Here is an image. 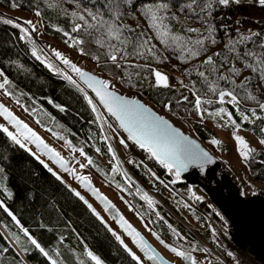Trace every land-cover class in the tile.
I'll return each mask as SVG.
<instances>
[{"label":"trees","instance_id":"trees-1","mask_svg":"<svg viewBox=\"0 0 264 264\" xmlns=\"http://www.w3.org/2000/svg\"><path fill=\"white\" fill-rule=\"evenodd\" d=\"M160 3L168 5L164 24L198 55H189L179 44L173 45L170 37L162 38L151 27L143 9ZM190 3L192 0H115V3L112 0H0V8L37 13L45 36L84 55L92 62L88 69L101 73L110 83L138 93L158 109L167 107V115L186 118L189 132L206 147L219 149L227 157L232 156L231 139L236 142V137L248 139L252 149L246 159L249 174L253 181L264 184V108L261 107L264 79L260 71L264 64L258 62L264 61V47H261L264 45V6L257 0L240 3L230 0L227 5L220 4L219 0H196L188 8ZM206 5L210 7L205 8ZM101 17L121 28L120 40L106 34V27L99 23ZM77 26L79 30H75ZM188 28L199 31L188 32ZM145 39L148 44L140 48ZM165 39L169 40L168 44L164 43ZM197 39L204 40L203 46L191 43ZM133 45L142 56L133 51ZM148 47H153L154 55L147 51ZM124 49L129 54L120 58ZM113 53L118 56V63L110 59ZM209 56L213 59L211 65L204 63ZM233 66L237 72L230 71ZM0 68L8 79L5 91L13 101L36 118L42 116L47 123L53 120L62 124L65 130L60 136L71 147L82 149L100 176L126 185L112 163L100 122L103 114L93 111L88 95L51 64L24 29L1 18ZM157 68L175 76L180 84L168 83L167 87L159 84L155 77ZM200 72L205 76L201 77ZM224 76L226 80L221 79ZM221 91L232 92L236 101L226 95L222 102ZM197 96L202 101L199 110L195 103ZM126 164L166 204L165 207L155 203L154 210L129 188L161 237L175 245L181 237L192 241L203 238L223 255L227 253L215 240V230L205 215L165 187L131 156L126 158ZM0 166L8 188L6 193L0 190V264H51L31 244L23 231L25 228L57 264H82L80 258L85 260L84 264H95L87 251L99 257L102 264H139L79 196L2 129ZM154 166L165 178L178 179L173 172L172 176L167 174L159 164ZM174 186L188 193L185 182L178 181ZM202 207L217 223L225 224L210 206L203 204Z\"/></svg>","mask_w":264,"mask_h":264},{"label":"rangeland","instance_id":"rangeland-1","mask_svg":"<svg viewBox=\"0 0 264 264\" xmlns=\"http://www.w3.org/2000/svg\"><path fill=\"white\" fill-rule=\"evenodd\" d=\"M247 1L249 0H240V2ZM0 18L5 21L10 19L13 21L12 24L16 26L19 25L20 28L26 30L25 32L31 37L35 46L42 51L51 64L66 77V70L69 72L71 71L68 70L67 64L56 55L57 52L78 67L89 68L91 66L92 62L84 57V55L82 56L68 49L54 38L45 36L41 32V22L37 13L24 11L18 8L6 10L0 8ZM29 21L31 23H28ZM157 71L168 77L167 83L172 85L180 84V81L166 70L157 68L155 72ZM71 73L74 74L73 72ZM5 81H8V79L0 68V84H3V87H0V105L6 108L19 121H22L23 124L27 125L28 129H31V132L35 133L43 143L39 144L36 142L31 137V133L26 130L18 129L15 124L6 117L2 109H0V126H2L0 129L3 130V128L6 127L8 131L16 135L29 153L38 159L48 170L51 169L50 172L65 183L75 194L78 192L80 194L79 197H83L82 200L84 202L87 201V206L89 207V205H91V208H89L91 210L95 209L94 214L96 215L98 213L99 215L96 216L106 224L111 232L115 233L116 237L119 236L121 240H123V247L127 245L136 256L140 257V260L137 261L139 264L158 263L156 260H149L148 255L151 253L141 250L133 241V238L127 234L125 229L121 226V217H123L133 229L145 235L167 259L176 264H192L193 260L195 264H247L245 260L241 259L236 252L229 248L225 239H223L224 237H226V240L236 245L235 248L237 251L240 254H246L254 264H264V184L255 182L251 178L246 165V158L242 154L244 149L239 141L236 142L234 139H231L233 142V151L231 153L232 156H227L228 158L225 157L219 149L212 150L211 147L207 146V148L213 151L223 162L224 170L229 175V180L224 179V181H222L220 189H218L216 196H214L216 205L202 188L190 186L189 183H186L188 193H185L174 186V183L178 182V179H167L157 173V171L146 166L139 160L140 158L137 157L136 154L134 155V153L129 150L126 141L119 135L114 124L103 115L104 118L103 120L101 119L100 122L103 127L104 138L111 150L112 163L115 171L122 176L126 183V185H124L118 180L104 179L100 176V172L92 162L89 163L91 159L82 149L73 148L68 145L60 136L65 130L62 124L56 123L53 120L47 123L42 116L36 118L20 104L13 101L5 91ZM113 85L123 93L139 95L124 87ZM146 101L149 102L148 100ZM149 103L156 108L154 104L151 102ZM92 104L96 106L97 112L103 114L94 102H92ZM156 109L170 119L177 115H167L165 114L167 110ZM178 126L189 132L187 121H182ZM243 140L247 144V147L250 148L251 144L249 140L246 138ZM44 145H47V147H44ZM49 149L52 151L50 152ZM56 153L59 154V157L55 155ZM129 156L134 158L136 162L144 165L165 187L172 192L175 191V194L178 193L180 196L177 195L192 208L198 211L201 210L207 214L202 207L203 204H206L219 214L222 220L225 221V224L217 223L214 218L215 223H213L212 218L209 219L202 213L207 217L212 228L215 230V240L227 250V253L224 252L223 255L221 251H218L213 246V243L203 238H199L198 241H192L181 237L178 245H175L161 237L154 230L149 218L135 201L129 188L147 206L154 210L155 203L165 207L166 204L155 189L147 186L129 170L126 164V158ZM142 156L146 158V155L142 154ZM57 159H62L65 162V167L71 171H65V169L57 163ZM81 177L87 178L90 187L85 186V182L80 179ZM92 189L98 190L99 196L106 197L107 201L114 207H106L105 201L101 200ZM0 190L5 193L8 192L5 183V174L1 166ZM150 191L153 192V194H151ZM145 193L151 197V204L148 200L144 199ZM196 197L201 198V202H198L200 205L195 202L197 201L195 200ZM197 206L201 209L197 208ZM167 209L171 211L169 207ZM171 212L185 224L183 219L173 211ZM226 224H229L230 227H227ZM161 241H163V243ZM173 248L177 251L184 252L185 256H178L176 252L172 251ZM88 252L91 251H87V253ZM88 257L91 259L90 256ZM79 261L82 264L85 263V260L82 258H80Z\"/></svg>","mask_w":264,"mask_h":264},{"label":"snow or ice","instance_id":"snow-or-ice-1","mask_svg":"<svg viewBox=\"0 0 264 264\" xmlns=\"http://www.w3.org/2000/svg\"><path fill=\"white\" fill-rule=\"evenodd\" d=\"M113 3H115V0H112ZM196 0H192V3L188 4L187 7L191 8L192 4H194ZM230 0H219L220 4L227 5L229 4ZM235 3H240V0H233ZM257 2L264 6V0H257ZM210 7V5H206L205 8ZM183 10V7L181 8ZM205 9H202L204 11ZM168 12V5L166 3H160L156 6L146 5L143 9V14L148 18L149 21H151V27L159 33V35L163 37H170L171 43L173 45L179 44L182 50H187V53L191 56L198 55V52L193 51L191 48H187L186 44L182 41V38L179 36L173 35L168 26L164 24V21L168 18L165 13ZM89 15H92V18L94 20L97 19V16L89 13ZM79 19L84 20V16H80ZM117 19H119V16H117ZM175 19V17H173ZM6 23L12 24V20H6ZM28 23H31L30 21ZM100 25L102 27H106V34L109 37H114L116 40H120V32L121 28L119 26H115L113 24L108 23L107 21H104L103 18H100L99 21ZM19 27V25H17ZM75 30H79V26ZM129 31H134V29L129 28ZM26 31V30H25ZM188 32H198L199 29L195 28H188L186 29ZM67 35V33H65ZM254 35H259L258 33H255ZM211 38V36H209ZM250 37H243V39H249ZM139 39V37H137ZM82 43V41H79ZM126 41H121V43H125ZM213 43H215V40H212ZM97 43H100V41H97ZM165 44L169 43L168 39L164 40ZM194 45H200L203 46L204 40L203 39H197L194 42H191ZM148 44V41L145 39L140 44V48H144ZM103 46V45H101ZM114 47V46H113ZM261 47H264V45H261ZM133 51L136 52L137 55L142 56L143 53L137 51L136 46L133 45ZM147 51L149 53H153L154 50L153 47H148ZM127 49H124L121 57L123 58L124 55H128ZM58 57H60L65 64H71V62L67 59H65L59 52L56 53ZM216 55H220L217 53ZM250 55H255L250 53ZM39 58V57H38ZM110 59L114 63H118V56L113 53L110 55ZM259 63L264 64V61H258ZM204 63L211 65L213 63V59L211 56H209ZM248 67H252L251 64L247 65ZM49 67H52L49 65ZM73 70L77 72L81 77H86V83L88 84V87L95 88L96 95L99 97L100 101L107 107L108 111L111 112L113 115L117 117V119L120 120L121 124L128 128L129 132L133 133L135 137H138L140 146L142 148H147L148 151L151 153V156L154 157L156 160L159 161L160 164H162L165 168H167L169 171H171L173 168L176 169V176L179 177L180 171L184 168H187L189 165L193 164H199L200 166L203 165V162H205L206 158H208L207 153L198 152L196 148L193 146V142L190 141L186 136H184L183 133H181L178 129L172 128L167 121H165L162 117L155 116L150 109L145 108L143 105L140 104L137 100H131L123 96L116 95L113 92H110L108 90V84L106 81L99 80L95 76H91L90 74L83 72L81 69L75 67L72 65ZM255 70V69H254ZM230 71L237 72L238 70L235 69V66H233ZM262 74V79H264V67L260 69ZM199 75L201 77L205 76L204 72H200ZM156 81L159 84L164 85L165 87L168 86V77L161 72L157 71L155 72ZM68 79H71V77H68ZM221 79H227L226 76L221 77ZM7 83V81H5ZM0 87H3V84H0ZM231 97L232 101H236V97L232 92H224L221 91L219 93V98L223 102L225 96ZM186 99V98H185ZM89 104H92V100L89 99ZM196 108L197 110L200 109L201 106V98L197 96L196 98ZM262 108H264V105H261ZM93 111H96V106L92 104ZM0 109L3 110V113L6 115V117L13 123L18 129L26 130L27 132L31 133V137L38 142L39 144H42L43 142L40 140L38 136H36L35 133L31 132V129H28V126L23 124L22 121H19L16 117H14L6 108H3L2 105H0ZM2 127V126H0ZM3 131L7 133V135L16 143L20 144L21 147L24 145L21 144V141L17 138L16 135H14L12 132L8 131V129L5 127L3 128ZM28 138V137H26ZM236 139L240 142V144L243 147L242 154L245 156V158H248V154L252 151V149L247 147V144L241 137H236ZM213 143H219V141H213ZM264 143V141H262ZM44 147H47V145H44ZM51 152L52 150L49 149ZM57 157H59V154H55ZM57 163L60 164L61 167L65 169V171H71L67 167H65V162L62 159H57ZM89 163L91 161L89 160ZM51 171V169H49ZM82 181L85 182L86 187H90V184L87 182V178L81 177ZM98 196V190L92 189ZM77 196L80 194L77 192ZM83 199V197H80ZM99 198L106 203V207H114L110 204V202L107 201L106 197L99 196ZM144 199L148 200V202L151 204L152 200L151 197H149L146 193L144 195ZM87 203V201H85ZM0 206H2V202H0ZM91 208V205H89ZM7 211V209L5 208ZM93 212H95V209H92ZM9 215H12L9 212ZM96 215H99L98 213ZM13 219L15 220V216H13ZM121 220V226L125 229L127 234L133 238V241L141 248V250L151 253L148 255L149 260H157V256L154 252H152V249L150 246L146 243V241L143 239V237L140 235L139 232H137L135 229L131 227L123 219V217L120 218ZM19 224V221H16ZM26 236H28L30 242L32 245H34L41 253L44 254V256L48 257L51 261V264H57V261L55 259H52L51 256H49V253L45 251L43 247L37 242L36 239L32 238L28 234V230L25 228L23 229ZM115 235V233H113ZM117 240H120V243L123 244V240L119 236L116 237ZM163 243V241H161ZM124 247L127 249V251L130 253L132 258L136 261L140 260V257L136 256L135 253L131 251L127 247V245H124ZM173 252H176L178 256L184 257L185 253L182 251H177L175 248L172 249ZM88 256L91 257L92 261H95V264H102V261L99 259V257L93 255L91 252L87 253ZM192 264H195V261L193 260Z\"/></svg>","mask_w":264,"mask_h":264},{"label":"water","instance_id":"water-1","mask_svg":"<svg viewBox=\"0 0 264 264\" xmlns=\"http://www.w3.org/2000/svg\"><path fill=\"white\" fill-rule=\"evenodd\" d=\"M67 65H68L70 71H72V72H75L73 70V67H72V65H74L75 67L81 69L83 72H86V73L90 74L91 76H95L99 80L106 81L108 84V90L110 92H113L116 95L123 96V97H126V98L131 99V100L139 101L140 104L143 105L145 108L150 109L151 112L155 116L162 117L165 121H167V123L172 128L178 129L181 133H183L184 136H186L190 141L193 142V146L196 148V150L198 152L207 153V156L210 159L206 158V160H205V162H203L202 166H200L199 164L189 165L187 168H184L180 171V175L177 178H178V181H180V182H185V183H188L189 181L197 182L196 183L197 187L202 188L209 195L212 202L214 204H216L214 196H216L218 189H220V184L222 183V181H224V179L229 180V175L224 170L223 162L211 150H209L197 136H195V135L185 131L183 128L177 126L169 117L161 114L153 105H151L149 102H147L142 96L123 93L118 88H116L112 83H110L101 73L94 72V71H92L86 67H78L74 63L67 64ZM75 73H76V77H77L78 82L84 88H86L88 91H90L91 94L96 98L97 102L99 103V105L101 106L103 111L106 113V115L109 116L116 123V125L119 128L122 135L125 136L129 140V142L132 145H134L141 154L146 155V158L149 159V161L152 163L153 166L155 163L159 164L161 167H163L166 170L167 174H170V176H172L171 175L172 172L176 175V169L175 168H173L171 171H169L162 164H160L158 160H156L154 157L151 156V153L148 151L147 148H142L140 146L138 137H135L133 135V133L129 132L128 128L125 127L124 125H122L120 120L117 119V117L115 115H113L111 112H109L107 107L100 101L99 97L96 95L95 88L88 87V84L86 83L87 78L81 77L77 72H75ZM73 84L75 86H77L79 89L83 90L88 95L86 90L79 87L75 83H73ZM88 97H89V95H88ZM165 110H168V108L166 107ZM21 144H22V142H21ZM18 145H20V144H18ZM199 211L201 213H204L201 210H199ZM204 214L210 219V217L206 213H204ZM137 232L140 233V235L143 237V239L146 241V243L150 246V248L152 249V252H154L156 254V256L158 258L156 260V262L158 264H176L175 262H172L169 259H167L162 254V252L153 243H151L148 240V238L145 235H143L138 230H137Z\"/></svg>","mask_w":264,"mask_h":264},{"label":"bare ground","instance_id":"bare-ground-1","mask_svg":"<svg viewBox=\"0 0 264 264\" xmlns=\"http://www.w3.org/2000/svg\"><path fill=\"white\" fill-rule=\"evenodd\" d=\"M39 42H40V41H39ZM67 66H68V65H67ZM68 70H70L69 67H68ZM71 72H72V71H71ZM71 72H69V71L66 70V75H67V77H71L70 80H71L73 83H75L76 85H78L79 87H81V88H83L84 90L87 91V93H88V95H89V98L92 100V102H94V103L98 106V108L100 109V111L103 113V115H104L105 117H107V118H108V119L114 124V126H115V128L117 129V132L119 133V135H120V136L126 141V144H127L128 148H129V150H130L132 153H134V155L136 154L137 157L140 158V159H139V158H138V159H139L140 161H142L146 166H148L150 169H153L154 171H156L155 167L152 165V163L149 161V159L144 158V157L142 156V154H140V152L137 150V148H136L134 145H132V144L129 142V140H128L125 136L122 135V133L120 132V130H119V128L117 127L116 123H115V122H114L109 116L106 115V113L103 111V109L101 108V106H100L99 103L97 102L96 98L91 94V92L88 91L86 88H84V87L78 82L77 77H76V73L73 72L74 74H72ZM188 183L190 184V186L197 187V185H196L197 182H195V181H189ZM194 189H196V190H200V189H198V188H194ZM150 192H151V191H150ZM151 194H153V192H151ZM195 200H197V201H195V202H196L197 204L200 205V203H198V202H201V198H200V197H196ZM197 208L201 209L199 206H197ZM207 214H208V213H207ZM208 216H209L210 218H212L211 215L208 214ZM212 220H213V218H212ZM213 223H215L214 220H213ZM223 239H225V242H226V244L229 246V248H231L234 252H236V253L240 256L241 259H243V260H245V261L247 262V264H254V263L251 261V259L247 257L246 254H242V253L240 254V253L237 251V249L235 248L236 245H234L232 242L226 240V237H224Z\"/></svg>","mask_w":264,"mask_h":264},{"label":"built area","instance_id":"built-area-1","mask_svg":"<svg viewBox=\"0 0 264 264\" xmlns=\"http://www.w3.org/2000/svg\"><path fill=\"white\" fill-rule=\"evenodd\" d=\"M176 125H179L182 121H187L186 118L180 116V115H175L171 119Z\"/></svg>","mask_w":264,"mask_h":264}]
</instances>
